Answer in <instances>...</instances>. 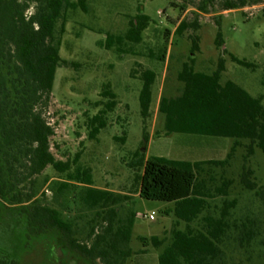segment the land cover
Returning a JSON list of instances; mask_svg holds the SVG:
<instances>
[{"label":"rangeland","instance_id":"obj_1","mask_svg":"<svg viewBox=\"0 0 264 264\" xmlns=\"http://www.w3.org/2000/svg\"><path fill=\"white\" fill-rule=\"evenodd\" d=\"M77 2V0H71ZM222 0H86L87 12L80 8L64 14L61 36V65L57 68L47 121L54 129L51 152L56 160L72 163L91 171L93 187L110 191L122 198L116 206L118 218L135 214L129 248L132 257L125 264H158V255L172 239L173 230H184L186 224L175 218L172 204L151 201L138 196L142 169L140 158L214 159L224 165H203L198 180L204 182L206 209L190 227L198 231L203 217L219 218L225 202H234L225 218L228 228L222 238L224 264H264V155L254 147L248 155L249 142L228 138L164 132L163 116L158 112L161 97H177L183 85L177 74L185 62L193 59V68L211 74L219 59L225 63L220 82L232 81L251 96L260 98L264 106V0H249L246 7L221 11ZM252 2L254 4H252ZM142 13L150 18L139 44L124 43L105 47L107 34L123 35L129 22ZM200 7L205 10L200 11ZM196 23L181 36L175 33L182 22ZM61 21L58 23L59 30ZM220 29L224 45L214 44ZM199 38V51L191 55L193 39ZM230 55L251 64L243 67ZM156 74L152 87L149 116L140 114L141 74ZM115 95L113 111L104 115L106 127L95 139L90 138V119L106 109ZM79 160L73 164L76 155ZM247 170L254 190L241 182ZM66 174L47 167L37 178V189L43 202L59 210L76 226V237L90 242L91 230L100 232L104 223L97 209L85 208L77 199L81 186L62 189ZM229 182V183H227ZM224 184L227 186L224 188ZM225 190L224 192H221ZM0 199V259L17 264H101L85 260L66 247L61 235L51 231L30 235L23 209ZM154 213V219H148ZM100 214V217L97 215ZM246 227L251 239L241 232ZM163 241L155 248L150 238ZM141 238H145L143 247ZM144 251V253H141Z\"/></svg>","mask_w":264,"mask_h":264},{"label":"trees","instance_id":"obj_2","mask_svg":"<svg viewBox=\"0 0 264 264\" xmlns=\"http://www.w3.org/2000/svg\"><path fill=\"white\" fill-rule=\"evenodd\" d=\"M249 3V0H222L219 4L221 11H231L244 8ZM76 8L87 12L86 0H0V199L12 206H27L23 214L30 235L55 231L61 235L68 250L85 260L125 264L133 255L129 244L135 214L130 212L120 220L116 209L122 200L120 196L94 188L90 169L79 166L72 169V163L56 160L51 152L50 140L54 129L45 113L57 68L63 62L59 51L65 30L64 14ZM199 10L205 9L200 7ZM138 12L123 35H106L107 49L142 41V33L150 18L142 13L140 7ZM262 13L264 16V9ZM189 28L198 29V25L182 21L175 33L181 36ZM198 43L199 38L195 37L192 56L199 51ZM214 44L217 48L224 45L220 29ZM230 58L237 65L251 67L250 63L233 55ZM193 62V59L190 63L185 62L177 74L178 82L183 85L180 95L163 96L159 101L158 112L163 116L165 134L228 138L237 143L245 140L249 142L248 155H253L254 147L264 155L262 100L232 81L220 82L225 71L223 59L218 60L217 69L211 74L196 71ZM155 78L156 74L151 70L141 74L142 87L138 99L144 119L149 116ZM104 95L111 101L105 105V110L90 119L91 139L106 127L104 115L115 107V95L109 89L104 90ZM78 160L77 154L73 164ZM206 164L219 166L225 161L207 159L191 162L164 157L140 158L138 161L142 169L141 175L137 176L138 196L172 204L171 212L175 218L186 224L184 230L172 231L171 242L158 255V264H224L221 244L228 228L225 218L234 202L224 203L219 218L203 217L204 225L200 230L190 227L206 209L204 182L198 180L202 166ZM49 166L59 174H66L67 181L62 184V189L73 184L81 186L78 201L85 208L102 213L104 225L100 232H89L90 242H80L76 237L75 223L45 204L39 196L37 178ZM251 175L252 171L244 172L241 182L249 190H254L255 185L249 179ZM226 186L224 184V188ZM221 192L225 193V190ZM243 228L242 237L250 240L251 231ZM146 241L141 238L143 247ZM150 243L155 248L163 246V241L156 236L150 238ZM0 264L17 263L1 258Z\"/></svg>","mask_w":264,"mask_h":264},{"label":"crops","instance_id":"obj_3","mask_svg":"<svg viewBox=\"0 0 264 264\" xmlns=\"http://www.w3.org/2000/svg\"><path fill=\"white\" fill-rule=\"evenodd\" d=\"M208 159H211V158H208ZM177 160H178V159H177ZM183 160H184V159H183ZM185 160H188V161L194 162V161L207 160V159H197V160H195V159L190 158V159H185ZM167 204H169V203H167ZM132 233H133V230H132Z\"/></svg>","mask_w":264,"mask_h":264},{"label":"built area","instance_id":"obj_4","mask_svg":"<svg viewBox=\"0 0 264 264\" xmlns=\"http://www.w3.org/2000/svg\"><path fill=\"white\" fill-rule=\"evenodd\" d=\"M148 219L153 220V219H154V213L150 214V215L148 216Z\"/></svg>","mask_w":264,"mask_h":264}]
</instances>
